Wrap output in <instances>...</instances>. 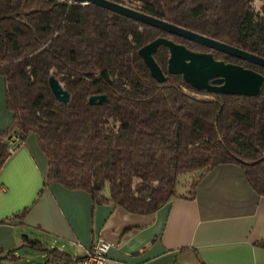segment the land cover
Segmentation results:
<instances>
[{"label": "trees", "instance_id": "16d2710c", "mask_svg": "<svg viewBox=\"0 0 264 264\" xmlns=\"http://www.w3.org/2000/svg\"><path fill=\"white\" fill-rule=\"evenodd\" d=\"M107 1L264 59V0ZM159 37L264 76L262 68L92 4L0 0V77L12 113L0 129V170L10 157L8 139L32 133L48 159L44 187L85 191L95 204L150 215L175 198L194 199L200 180L223 164L239 166L264 197V83L256 97L197 91L167 73L168 50L160 46L153 58L166 80L158 84L138 50ZM50 77L68 103L54 98ZM91 96L107 101L90 105ZM184 174H191L189 189L177 195ZM38 237L23 235L18 248L0 252V264H20L24 248L39 252L43 264L82 260ZM255 246L264 249V238Z\"/></svg>", "mask_w": 264, "mask_h": 264}, {"label": "crops", "instance_id": "0c3cea01", "mask_svg": "<svg viewBox=\"0 0 264 264\" xmlns=\"http://www.w3.org/2000/svg\"><path fill=\"white\" fill-rule=\"evenodd\" d=\"M0 77V129L12 121ZM48 159L29 134L0 170V252L23 235L47 238L83 258L96 242L110 244L105 264H264V197L234 164L218 165L198 183L194 199L175 198L150 215L95 204L85 191L52 182ZM28 210L23 220L12 216ZM75 264V263H72ZM78 264V262L76 263Z\"/></svg>", "mask_w": 264, "mask_h": 264}, {"label": "water", "instance_id": "95a60500", "mask_svg": "<svg viewBox=\"0 0 264 264\" xmlns=\"http://www.w3.org/2000/svg\"><path fill=\"white\" fill-rule=\"evenodd\" d=\"M70 1L82 5L92 4L98 6L171 36L184 39L214 52L264 69V59L261 57L189 32L123 5L107 0ZM160 46L168 50L167 73L170 75H180L186 84L197 91L215 95L256 97L264 83V76L251 69L217 61L214 59L212 53L194 52L187 49L184 45L177 44L164 37H159L138 50V56L147 67L151 78L158 84H163L166 80L163 71L153 58V55ZM48 84L52 95L58 102L62 104L68 103L69 94L54 77L49 78ZM106 101V96H91L88 99L90 105H99Z\"/></svg>", "mask_w": 264, "mask_h": 264}, {"label": "built area", "instance_id": "2783aa9c", "mask_svg": "<svg viewBox=\"0 0 264 264\" xmlns=\"http://www.w3.org/2000/svg\"><path fill=\"white\" fill-rule=\"evenodd\" d=\"M8 143L10 146L9 153L11 155L15 150V147L21 145L23 141L18 135L14 134L8 139ZM110 247V244L107 242H96L86 251L85 256L78 264H105L106 255Z\"/></svg>", "mask_w": 264, "mask_h": 264}, {"label": "rangeland", "instance_id": "374dc122", "mask_svg": "<svg viewBox=\"0 0 264 264\" xmlns=\"http://www.w3.org/2000/svg\"><path fill=\"white\" fill-rule=\"evenodd\" d=\"M190 181H191V174H184L181 175L178 179L177 185H176V193L177 195H181V194H185L188 189H189V185H190ZM35 237H33L34 239ZM38 240L41 242H45L46 240L44 238L38 237ZM70 254H73V250L69 247L65 248ZM17 253H19L20 255H25L27 254L28 257L27 259H21L18 263L20 264H43V256L37 252L34 251L31 248H24L21 250H18ZM26 256V255H25Z\"/></svg>", "mask_w": 264, "mask_h": 264}, {"label": "flooded vegetation", "instance_id": "af4514ba", "mask_svg": "<svg viewBox=\"0 0 264 264\" xmlns=\"http://www.w3.org/2000/svg\"><path fill=\"white\" fill-rule=\"evenodd\" d=\"M173 42H174V41H173ZM177 44H180V43H177ZM180 45H182V44H180ZM191 51H194V52H200V53H210V52L195 51V50H191ZM213 57H214V56H213ZM214 59L217 60V61H223L224 63H227V64H234V65H238V66H240V65L237 64V63L229 62V61H228L227 59H225V58H223V59H217V58L214 57ZM200 92H202V91H200Z\"/></svg>", "mask_w": 264, "mask_h": 264}]
</instances>
